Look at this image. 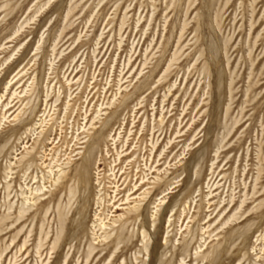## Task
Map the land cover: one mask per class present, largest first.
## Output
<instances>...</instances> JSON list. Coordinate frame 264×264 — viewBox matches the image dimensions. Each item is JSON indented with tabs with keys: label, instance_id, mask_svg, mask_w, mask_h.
<instances>
[{
	"label": "rangeland",
	"instance_id": "1",
	"mask_svg": "<svg viewBox=\"0 0 264 264\" xmlns=\"http://www.w3.org/2000/svg\"><path fill=\"white\" fill-rule=\"evenodd\" d=\"M0 264H264V0H0Z\"/></svg>",
	"mask_w": 264,
	"mask_h": 264
},
{
	"label": "bare ground",
	"instance_id": "2",
	"mask_svg": "<svg viewBox=\"0 0 264 264\" xmlns=\"http://www.w3.org/2000/svg\"><path fill=\"white\" fill-rule=\"evenodd\" d=\"M57 94V93H56ZM47 97V96H46ZM47 109V108H46ZM119 115V114H118ZM46 121V120H45ZM42 126H43V124H42ZM108 127H114V124L113 125H111L110 126V124H108ZM119 155V154H118ZM107 157V156H106ZM115 159V158H114ZM117 160H119V159H117ZM90 160H88L87 162H86V164H85V166L86 167H84L85 168V170H89L88 169V167H89V164H88V162H89ZM118 162V161H117ZM114 164L116 163V161H114L113 162ZM51 165V164H50ZM119 165V164H118ZM96 168V167H95ZM110 172H107V173H109L107 176H104V179H108L110 182H109V185L110 186H113V185H116V183H114V181H116V178H117V176H116V174H115V168H113V166L111 165L110 167ZM52 169V168H51ZM52 171V170H51ZM109 171V170H108ZM59 173V172H58ZM80 176V178L82 179V180H86V176H82V174H80L79 175ZM58 177V176H57ZM140 178V177H139ZM144 179V178H143ZM56 181V180H55ZM54 181V182H55ZM88 181V180H87ZM142 182H143V180H142ZM99 185H100V183H99ZM146 184H144L143 186H141L140 187V189H138V190H136L133 194H132V196H134V195H136V193L138 192V191H140L144 186H145ZM154 185H156V184H154ZM172 183H168V185L166 186V187H172ZM108 187V186H107ZM113 187H115V186H113ZM161 187H162V184H158L156 187H155V191H154V193L153 194H155L156 192H158L160 189H161ZM100 188V187H99ZM42 189V188H41ZM45 189V188H44ZM111 189V188H110ZM115 189V188H114ZM173 189V188H172ZM170 190V189H169ZM173 190H175V189H173ZM38 191V190H37ZM126 191H127V189H126ZM129 191H134L133 189L131 190V189H129ZM107 192V191H106ZM119 192V191H118ZM131 192V193H132ZM114 193V192H113ZM129 193V192H128ZM109 194V193H108ZM152 194V195H153ZM173 194V193H172ZM98 195V194H97ZM121 195V194H120ZM105 196V195H104ZM103 196V197H104ZM115 196H117V194H115ZM99 198V197H98ZM116 197H113V198H110V199H108L107 201L105 200H101L100 201V205L102 206V204L104 205V209H105V206L107 207V212L109 213L108 215H104V218L103 217H99V219H97V221L99 220V225H98V231H102V232H104V234H105V236L102 238V240H100V241H93V242H91L90 243V246H89V258L91 257V256H93L94 254H95V252H96V245H99L100 243L101 244H109V243H114V246H115V249H114V252H112V258L114 257V260H113V262L114 261H116V258H117V256H118V254H117V250L119 249V245H120V243H123V241H122V237H123V235H124V233L126 232V227L128 226V218L126 219V218H123V216L122 217H120L119 219H117V220H111V219H109V217H111L110 215L112 214V212H109V204H111V202H112V200L113 199H115ZM118 198V197H117ZM124 200V199H123ZM97 201H98V199H97ZM120 201V200H119ZM118 201V202H119ZM130 200H129V198L127 197L126 198V202H129ZM144 202V201H143ZM107 204V205H106ZM116 205V203H114V206ZM100 206V207H101ZM111 206V205H110ZM25 208V207H24ZM145 208H146V205H145ZM112 209V208H111ZM116 210H118V209H116ZM144 211H142L143 212V215H142V225H143V228H146L147 226H149V224L151 223H153V227H154V224H155V221L157 220H155L153 217H154V215H153V221L151 220V219H149V217H147V215L146 214H144V212H145V209H143ZM104 211V210H103ZM111 211V210H110ZM139 211H141V207L140 206H136V207H134L132 210L130 209L128 212H127V215L129 216V215H133V214H135V213H138ZM116 213V212H115ZM113 217V216H112ZM156 218V217H155ZM233 218H235V216L233 217ZM231 219V218H230ZM112 222V224H108L110 221ZM108 221V222H107ZM119 224V225H118ZM95 228V227H94ZM114 228H119V230L117 231V235L115 236L116 238L114 239V240H110L111 238H112V236L108 233V231H114L113 229ZM96 229V228H95ZM143 236L145 237V233H143ZM99 254V253H98ZM116 256V257H115ZM101 258V257H100ZM103 258V257H102ZM89 260V259H88Z\"/></svg>",
	"mask_w": 264,
	"mask_h": 264
}]
</instances>
